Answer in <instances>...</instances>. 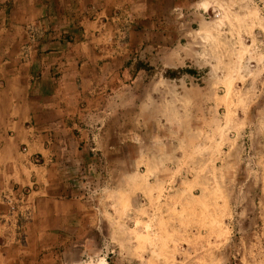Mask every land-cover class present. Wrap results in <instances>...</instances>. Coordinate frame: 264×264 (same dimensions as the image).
Here are the masks:
<instances>
[{"label":"rangeland","instance_id":"374dc122","mask_svg":"<svg viewBox=\"0 0 264 264\" xmlns=\"http://www.w3.org/2000/svg\"><path fill=\"white\" fill-rule=\"evenodd\" d=\"M134 3L91 49L79 0L0 42L25 59L94 53L86 132L57 140L78 157L56 155L69 202L37 217L35 185L0 190L4 264H264V0Z\"/></svg>","mask_w":264,"mask_h":264},{"label":"crops","instance_id":"0c3cea01","mask_svg":"<svg viewBox=\"0 0 264 264\" xmlns=\"http://www.w3.org/2000/svg\"><path fill=\"white\" fill-rule=\"evenodd\" d=\"M127 2L79 0L74 11L82 27V37L94 36L100 22L103 23L102 17L113 9L127 7ZM144 2L135 0L134 4L145 7ZM60 7L66 10L65 6ZM57 8L52 6V0H0V42L7 38L21 44L27 27L48 25ZM81 42L79 45L91 49L102 39L93 37L89 42L85 39ZM78 52L58 50L40 56L31 53L25 59L21 52L0 51V107L5 108L0 116V190L18 184L35 185L37 217L41 215L40 204H47L48 211L54 212L55 202H69L66 198L70 195V185L65 182L69 172L61 169L64 161L58 163L56 155L70 153V161L76 163L78 157L74 148L67 153L60 149L57 140L64 138L72 144L77 132H86L87 116L83 111L87 105L82 103L81 96H85V81L89 80L85 76L92 71L89 60L94 54ZM22 144L27 146L24 154L17 151ZM34 157L39 158V163ZM2 263L4 259H0Z\"/></svg>","mask_w":264,"mask_h":264},{"label":"bare ground","instance_id":"6f19581e","mask_svg":"<svg viewBox=\"0 0 264 264\" xmlns=\"http://www.w3.org/2000/svg\"><path fill=\"white\" fill-rule=\"evenodd\" d=\"M103 261H104V259H103ZM100 264H105L104 262H100Z\"/></svg>","mask_w":264,"mask_h":264},{"label":"built area","instance_id":"2783aa9c","mask_svg":"<svg viewBox=\"0 0 264 264\" xmlns=\"http://www.w3.org/2000/svg\"><path fill=\"white\" fill-rule=\"evenodd\" d=\"M16 191H20L21 192V190H19V189H17ZM8 202H10V201H8Z\"/></svg>","mask_w":264,"mask_h":264}]
</instances>
